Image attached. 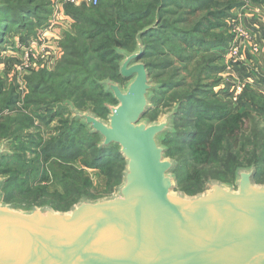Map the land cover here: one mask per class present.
Instances as JSON below:
<instances>
[{
    "label": "trees",
    "instance_id": "1",
    "mask_svg": "<svg viewBox=\"0 0 264 264\" xmlns=\"http://www.w3.org/2000/svg\"><path fill=\"white\" fill-rule=\"evenodd\" d=\"M241 5L239 0H98L97 5L90 8L84 7L85 5L79 9L66 6L64 11L72 17L74 23L58 45L61 56L56 70L48 72L45 67L38 66L30 75H23V83H26L28 89L23 102V107L27 109L26 115L10 119L1 118L4 111L16 105L19 96L14 87L7 88L5 83L0 81V118L3 119H0V133L5 135L12 128L8 135L0 137V142L7 143L8 150V154L0 158V179L3 180L0 201L8 203L3 197L6 186L13 187V182L26 181L12 175L14 166L25 168L29 177L45 178L47 173H41L43 167L33 168L37 166L40 157L46 160L51 156V149H68L71 144L74 148L75 145L81 148L82 143H86V148L83 151L79 149L78 153L69 158L84 156L78 159L83 167L98 169L110 179L115 163L124 162L119 174L115 173L119 179L115 188L121 184L125 161L118 148L100 149L99 137L92 135L84 125L74 120L71 110L89 112L100 119H106L109 113L107 106L115 105L116 102L100 83L110 80L121 86L125 84L118 75V65L121 61L118 52L132 53L136 47V34L152 25L155 27L140 39L143 47L141 62L145 65L150 80L157 86L152 93L150 104L163 90L179 86L178 82H175L179 70L196 77L194 89L184 92L179 105L170 111L174 112L172 132L164 135L161 140V145L166 150L165 156L167 157L166 140L182 136L176 135L175 122L185 108V117H189L191 111L197 116V121L194 119L192 123L193 131L187 132L182 139L186 146H189L195 160L210 161L225 148L222 158L225 169L232 171L233 183L238 170L250 168L255 170V182L258 169L264 166V143H259V138L263 136L251 127L244 128L245 120L248 119L247 111L243 114L232 113L228 106L219 105L216 102L219 97L214 96L210 89L215 83H206L204 78L219 72L221 67L216 64L215 55H212L211 50L224 52L227 48L230 35H227L226 30L232 17L231 12ZM51 13L50 0H0V49L4 47L10 34H16L21 43L35 38L36 32L46 26ZM151 69L166 73L165 78L160 82L154 81L149 74ZM211 94L213 96L210 97ZM240 102L241 98L235 106L242 105ZM248 102L243 98L246 108L248 104L253 103L249 100ZM86 104L89 106L86 107ZM229 104L233 105L230 102ZM263 111L260 113L264 115ZM55 118L58 119L55 134L41 145V139L34 127L35 119L49 123ZM213 122L218 123L217 127L209 125ZM249 129L250 135L243 137L242 132ZM80 134L85 136V141L74 142L73 136ZM93 138H96L95 143L92 142ZM232 146L240 149L251 148L244 152L246 165L235 166L238 159L232 155ZM37 148L41 149L39 156L36 153ZM63 160L66 162L67 159ZM174 163L172 176L177 168V163ZM69 166L64 171L74 173L75 168ZM212 181L230 185L218 179H210L207 185ZM74 190L75 187L72 192ZM69 191L66 189V192ZM202 192L183 194L195 196ZM74 195L76 198L65 210L40 207L66 212L82 198L93 200L81 192H75ZM8 205L23 209L33 208H24L13 203Z\"/></svg>",
    "mask_w": 264,
    "mask_h": 264
},
{
    "label": "water",
    "instance_id": "2",
    "mask_svg": "<svg viewBox=\"0 0 264 264\" xmlns=\"http://www.w3.org/2000/svg\"><path fill=\"white\" fill-rule=\"evenodd\" d=\"M154 27L136 34L132 53L118 52L124 87L100 83L116 102L106 119L71 110L100 149L118 148L121 184L66 212L0 201V264H264V184L254 182L253 168L236 172L235 189L212 181L195 196L174 191L175 163L161 145L174 112L143 118L157 86L141 62L140 39ZM7 154L1 141L0 158Z\"/></svg>",
    "mask_w": 264,
    "mask_h": 264
},
{
    "label": "rangeland",
    "instance_id": "3",
    "mask_svg": "<svg viewBox=\"0 0 264 264\" xmlns=\"http://www.w3.org/2000/svg\"><path fill=\"white\" fill-rule=\"evenodd\" d=\"M239 1L242 3V5L235 8L231 12L232 17L229 20L228 30H226L227 35H230V41L232 39L231 27L233 26V22L241 26V23L238 21V14H240V11L243 9L242 12L252 11L257 13L255 11V8H260L264 6V3L262 6L256 5L259 4L258 1L260 0ZM81 6L84 5L80 4L79 6L74 7V9H79ZM84 7L90 8L92 6ZM64 16L70 19V22H68L70 23V26L65 30V32H60V37L55 42L56 45L53 48H57L58 50V45L61 42L60 40H64L63 35H65L66 32H69L71 30L74 23V20L69 14L65 12ZM40 30H38L36 34ZM15 35L16 34H10L4 44V47L0 49V81H3L7 88L14 87L19 96V100L12 109L6 110L1 114V118L3 119L15 118L19 115H26L27 113V109L23 107V102L28 94V89L26 83H23V75L18 78L16 74H14L16 72V67L18 64L14 56H11L9 54L4 57V52L6 48L5 46L14 43L15 38H17V36ZM52 44L53 42L49 43V45ZM211 53L213 56L215 55L216 64L221 68L218 73L211 75L210 77L205 76L204 78L206 80V83H215L210 89H212L211 91L214 96L216 95L219 97L218 101L216 102L219 105L228 106L233 111L232 113L243 114L245 111H247L248 119L245 120L246 123L244 125V128L251 127V129H255L257 132H259V135L263 136V139L259 138V143H264V115L260 113L261 110H264V64L258 65L256 67V71L250 72V74L244 67L236 66L237 64L239 65L240 62L235 64V67H237L235 68L237 69L236 71L243 73L242 75H244L245 72L247 73V77L245 75H239V78L251 79L253 84L246 88V90L242 91V93L237 99L238 101L239 98H241L240 103L242 105L239 104L240 106L238 105L237 107L235 106V103H232L228 99L230 95L228 91H230L232 86H230V89H227V94L222 93L220 95L218 90V86H220V84L217 85V81L220 82L224 68L223 64L226 63V60L224 59L225 51L221 52V50L213 49L211 50ZM60 56L61 53L57 56V60L54 66H49L48 68H46L45 66L43 67H45L48 72L55 71L57 66L56 64L60 60ZM39 66L42 67V65ZM149 74L150 77L157 82L162 81L166 75V73L162 72L161 70L154 69L149 70ZM26 75H30V73ZM252 76L256 77V79L252 78ZM195 79L196 77L194 78V76L190 75L186 71L179 70V75H177V77L175 78V82H178L179 86H176L177 88L174 89L168 88L166 90H163L160 95L156 96V98L151 102L150 107L144 116V119L151 122L160 121L165 114L169 113L171 110H173L179 105V103L181 102V96H184V92L190 89H194ZM122 87H124V85H122ZM226 87H229V85H226ZM248 92H250V94H248ZM213 95L211 94L210 97ZM243 98H245L247 102L249 100L253 103L248 104L249 106L248 108H246L243 104ZM229 102L233 105L229 106ZM85 106L88 107L89 105L86 104ZM184 109L182 110V113L175 122L176 135L182 136L171 137L170 139L168 138V141L166 140L165 142V145L167 147V157L177 163V168L173 172L175 183L174 191L182 192L189 195L195 194L197 192L206 191L208 189L207 182L210 179L221 180L222 182L230 184L229 186L235 189L234 183L232 181V171L230 172L229 170L227 171L225 169V162L222 158L226 150L225 148L224 150L218 152L216 158L210 161H196L191 154L189 146H186V144L182 141L183 135H185L187 132L193 131L192 123L194 119L195 121H197V116L193 114V111H191L189 117H185L186 114L183 113L185 111ZM64 117L65 116H63V118ZM57 124L58 119L56 118L49 123L41 122L40 120L35 119L34 127L35 131L41 139V145L48 142L49 139H51V137L55 134L54 130L56 129ZM209 125L217 127L218 123L213 122V124ZM11 131L12 128L8 130V133L5 135H8ZM242 134L243 137H248L250 135V129L242 132ZM5 135L0 133V137ZM84 137L85 136L83 134H80L76 137L73 136L72 139L74 140V142H79V140L83 142L85 141ZM95 139L96 138H93L92 142L95 143ZM224 144L225 142H223V145ZM85 148L86 143H82L81 148H78L77 145H75L74 148L73 144H71L68 149L54 148L51 149V156H49L46 160H42V158L40 157V160L38 161L36 167H33L32 161V167L34 169H39L40 167H43L41 173H47L45 178H42L40 176H38L37 178L29 177L25 172V168L19 169L18 167L14 166L12 175L18 176L21 179H25L26 181L23 183L13 182V187L6 186L3 190L4 200L8 202L7 204H19L21 207L24 208L48 206L55 210H65V208L70 205L76 198L74 195L75 192H81V194H84L85 196L93 200L113 195L115 193V187L119 181L118 177L115 176V173L119 174L120 170L124 167V162L117 161L115 163V169L114 172L111 173L112 178L110 179V177L108 178L107 176L102 174V172L98 169L93 170L87 167H83V165L79 163L78 159L84 156L77 155L76 157L69 158L78 153L79 149H82L83 151ZM249 150H251L250 147L240 149L239 147L235 148L232 146V155L236 156L238 159V162L235 163V166H242L247 164L245 163L246 156L244 155V152H248ZM36 153L39 156L41 153V149L39 150L37 148ZM28 154L31 155L30 152H28ZM63 158L67 159L66 162H64ZM58 165L66 166L59 167ZM69 165H71L72 168H75L78 171L75 169H73L74 173L64 171L65 168L70 167ZM6 169L12 170V168L10 167H6ZM255 182L259 185L264 184V166L258 169ZM18 185L20 188H18ZM73 187H75L74 192H72ZM66 189H69L70 191L66 192Z\"/></svg>",
    "mask_w": 264,
    "mask_h": 264
},
{
    "label": "built area",
    "instance_id": "4",
    "mask_svg": "<svg viewBox=\"0 0 264 264\" xmlns=\"http://www.w3.org/2000/svg\"><path fill=\"white\" fill-rule=\"evenodd\" d=\"M52 13L46 24L38 33L36 38L29 40L26 43H21L15 38L14 43L5 46L4 57L6 55L14 56L17 61L16 76L20 78L22 75L29 74L35 70L39 65L54 66L57 56L60 55V51L54 46L49 45V36L51 29L56 27L58 20L63 18L65 6L77 7L80 4L85 6H96L98 0H50ZM70 26V24H69ZM231 41L225 49L224 59L226 63L223 64L222 77L218 86L219 94H227V89H230L228 99L232 103H236L238 97L243 90H246L249 86L253 85L251 79L239 78L234 72L233 67L241 60V47L240 41L246 42L250 45L252 54L256 55L260 52L259 44L256 42L255 37L250 30H247L240 25L233 22L231 27ZM3 56V53H2ZM230 81V82H228ZM229 85V87H226Z\"/></svg>",
    "mask_w": 264,
    "mask_h": 264
},
{
    "label": "crops",
    "instance_id": "5",
    "mask_svg": "<svg viewBox=\"0 0 264 264\" xmlns=\"http://www.w3.org/2000/svg\"><path fill=\"white\" fill-rule=\"evenodd\" d=\"M263 1L264 0L258 1L259 4H256V5L262 6L264 3ZM242 11L243 9L240 11V14H238L239 15L238 21L241 23L242 27L252 32V35L255 37L256 42L259 44V50H260L259 54L254 55L252 54L250 45L248 43L243 42V41L239 42V45L241 47V51H240L241 60H240L239 65L237 64L236 66L244 67L245 69H247V71L250 74V72L256 71V67L258 65L264 64V6L260 8L259 7L255 8V11L257 13L252 12V11H245V12H242ZM64 14H65V11H64ZM68 22H70V19L66 18L63 15V18L58 20L56 27L51 29L50 36H49V42L50 43L53 42V44L50 46L56 45L55 42L60 37V34H61L60 32H65V30L69 27L70 23ZM235 68L237 67L235 66L233 67L236 75L238 76L245 75L247 77L246 72L244 75H242L243 73L236 71L237 69ZM252 78L256 79V77L254 76H252ZM257 79H258V76H257Z\"/></svg>",
    "mask_w": 264,
    "mask_h": 264
}]
</instances>
